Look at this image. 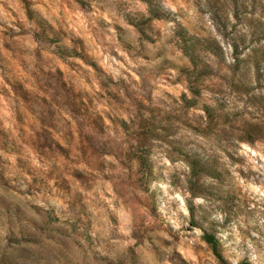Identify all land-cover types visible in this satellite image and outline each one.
Here are the masks:
<instances>
[{
  "label": "clouds",
  "instance_id": "9594fccd",
  "mask_svg": "<svg viewBox=\"0 0 264 264\" xmlns=\"http://www.w3.org/2000/svg\"><path fill=\"white\" fill-rule=\"evenodd\" d=\"M0 193L49 264H264V0H0Z\"/></svg>",
  "mask_w": 264,
  "mask_h": 264
},
{
  "label": "rangeland",
  "instance_id": "374dc122",
  "mask_svg": "<svg viewBox=\"0 0 264 264\" xmlns=\"http://www.w3.org/2000/svg\"><path fill=\"white\" fill-rule=\"evenodd\" d=\"M2 196L0 193V197ZM23 216L24 213L21 212V218ZM35 239L38 238L32 236L30 230L22 225L19 235L12 232L7 237L0 236V264H49L43 251L33 247Z\"/></svg>",
  "mask_w": 264,
  "mask_h": 264
}]
</instances>
